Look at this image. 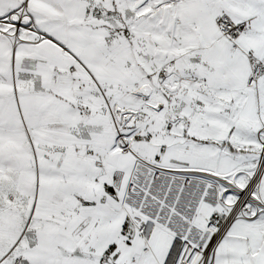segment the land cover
Here are the masks:
<instances>
[{"label":"snow or ice","instance_id":"obj_1","mask_svg":"<svg viewBox=\"0 0 264 264\" xmlns=\"http://www.w3.org/2000/svg\"><path fill=\"white\" fill-rule=\"evenodd\" d=\"M0 264H264V0H0Z\"/></svg>","mask_w":264,"mask_h":264}]
</instances>
